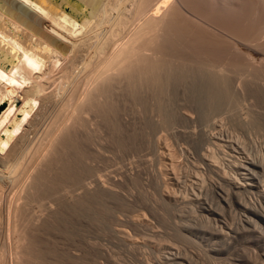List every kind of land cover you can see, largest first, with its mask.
Returning <instances> with one entry per match:
<instances>
[{
  "label": "rangeland",
  "instance_id": "1",
  "mask_svg": "<svg viewBox=\"0 0 264 264\" xmlns=\"http://www.w3.org/2000/svg\"><path fill=\"white\" fill-rule=\"evenodd\" d=\"M181 3L183 28L172 27L170 35H177L178 43L181 37L185 66H179L182 76L172 83L173 92L170 86L164 113L149 102L152 112L137 116L140 124L132 136L122 135L117 144L108 138L103 163L92 162L82 177L90 196L78 201L84 187L76 192L77 179L62 183L61 177L36 207H27L21 221L11 215L10 229L17 226L25 238L26 264H264V224L243 211L246 196L225 200L214 191V175L203 165L210 134L215 138L224 131L227 137L255 140V147L246 143L255 151L264 148V0ZM225 35L241 39L245 53L260 65L232 51ZM220 68L223 72L214 75ZM242 118L252 119L248 130L236 123ZM198 176L205 190L196 201L191 197L201 184ZM100 181L106 191H96ZM36 217L44 223L35 225ZM12 248L13 238L0 240L5 264L15 263Z\"/></svg>",
  "mask_w": 264,
  "mask_h": 264
},
{
  "label": "bare ground",
  "instance_id": "2",
  "mask_svg": "<svg viewBox=\"0 0 264 264\" xmlns=\"http://www.w3.org/2000/svg\"><path fill=\"white\" fill-rule=\"evenodd\" d=\"M183 10L181 0H0V216L5 220L0 240H14L11 264H26L25 238L17 226L10 229L12 214L21 221L27 207L61 177L62 183L77 179L75 191L84 188L76 199L85 198L90 190L82 177L92 162L105 159L108 138L132 136L149 102L164 113L169 89L174 91L172 83L185 66L181 35L179 43L170 35L172 27L183 28ZM224 37L232 51L260 65L245 53L241 39ZM217 70L214 75L223 72ZM242 119L236 123L250 128L252 119ZM223 133L206 137L211 145L202 156L214 175L210 186L225 200L246 196L243 211L264 224V148L255 151L246 145L255 147V140ZM169 169L176 172L172 164ZM199 181L191 197L196 201L205 190V180ZM101 183L96 191H106ZM33 222L44 223L39 217ZM6 259L0 254V264Z\"/></svg>",
  "mask_w": 264,
  "mask_h": 264
}]
</instances>
